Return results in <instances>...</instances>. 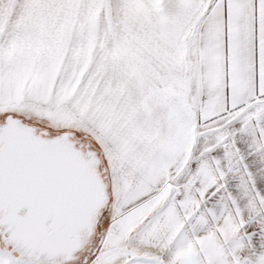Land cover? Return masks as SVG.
<instances>
[{
	"label": "snow or ice",
	"instance_id": "obj_1",
	"mask_svg": "<svg viewBox=\"0 0 264 264\" xmlns=\"http://www.w3.org/2000/svg\"><path fill=\"white\" fill-rule=\"evenodd\" d=\"M0 264H264V0H0Z\"/></svg>",
	"mask_w": 264,
	"mask_h": 264
}]
</instances>
